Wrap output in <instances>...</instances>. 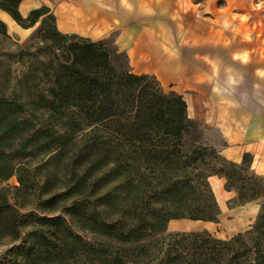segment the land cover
I'll return each mask as SVG.
<instances>
[{
	"label": "rangeland",
	"instance_id": "rangeland-1",
	"mask_svg": "<svg viewBox=\"0 0 264 264\" xmlns=\"http://www.w3.org/2000/svg\"><path fill=\"white\" fill-rule=\"evenodd\" d=\"M1 10L5 26L0 22V98L23 101L25 111L11 115L31 118L33 127L0 131L7 149L28 151L15 159L25 167L21 170L27 178L25 192L19 196L14 192L17 172L0 179V192L11 204L0 210V264H264L258 255L264 247V177L248 163L223 158L214 130L197 121L184 122L179 135L165 140L161 131L153 130L146 133L145 141H125L128 151L120 155L118 164L98 165L91 178H96L95 184L84 194L65 196L54 211L40 209L41 178H50L54 189L65 192L77 168L69 160L36 168L48 153L33 149L32 144L21 147V137L28 135L34 143V128L45 127L48 121L47 113L33 109L29 101L47 93L53 67L63 62L66 47L78 41L48 39L53 27L48 16L30 27H12ZM107 43L115 63L130 69L125 53L111 39ZM149 80L159 83L153 75ZM10 106L2 105L0 112L10 113L5 110ZM134 162L137 171L131 169ZM211 175L224 177L235 191L230 205H256L248 225L228 237L206 230H168L171 218L219 209L208 180ZM9 218L18 223L16 229L6 228Z\"/></svg>",
	"mask_w": 264,
	"mask_h": 264
},
{
	"label": "crops",
	"instance_id": "crops-1",
	"mask_svg": "<svg viewBox=\"0 0 264 264\" xmlns=\"http://www.w3.org/2000/svg\"><path fill=\"white\" fill-rule=\"evenodd\" d=\"M41 5L62 33L111 39L133 73L182 95L187 117L214 130L223 158L247 154L264 177V0H20L18 9L24 16ZM208 180L217 220L171 218L168 230L228 237L248 225L256 205H230L235 191L224 177Z\"/></svg>",
	"mask_w": 264,
	"mask_h": 264
},
{
	"label": "trees",
	"instance_id": "trees-1",
	"mask_svg": "<svg viewBox=\"0 0 264 264\" xmlns=\"http://www.w3.org/2000/svg\"><path fill=\"white\" fill-rule=\"evenodd\" d=\"M19 3L20 0H8V3L0 4V9L22 27H30L48 16L53 23L51 33L46 35L48 39L55 41L73 37L78 41L66 47V52L62 53L63 62L53 67L52 83L47 93L38 94L29 101L33 109L47 113L48 121L45 127L34 128V143L28 135L21 137V147L32 144L33 149L48 153V157L36 168L41 169L55 160H69L77 168L65 192L54 189L57 186L51 183L50 178H41L37 201L40 209L54 211L65 196L84 194L87 188L95 184L96 178H91L98 165L118 164L120 155L128 151L123 146L125 141L132 144L145 141L148 138L146 133L153 130L161 131L165 140L170 135H179L184 122H196L187 117L186 102L181 94L174 90L165 91L155 77L158 85L152 83L149 74H136L115 63L107 40L62 33L56 29L54 17L47 6L33 8L23 16L18 9ZM0 22L5 26L1 19ZM2 105H11L12 108L5 109L10 113L4 110L0 112V131H12L19 127L29 130L33 127L31 118L11 115L25 111L23 101L0 98V108ZM138 129L141 134L136 133ZM7 146L9 144L4 143L0 136V179L7 180L17 172L19 183L14 186V192L19 196L26 190L27 178L21 174L25 167L19 166L15 159L25 156L28 151H22V148L7 149ZM159 151L164 152L162 148ZM249 162L250 158L244 154L240 163ZM132 165L131 169L137 171L139 166H135V162ZM225 187L229 189L227 183ZM17 196L14 195V198L18 199ZM10 206L6 193L0 192V210ZM218 212L219 209L214 213L191 214L188 217L217 220ZM17 224L9 218L6 228L9 226L14 230ZM256 227L258 223L253 226L254 229ZM238 236L240 234L232 239ZM258 253L260 261H263L264 247Z\"/></svg>",
	"mask_w": 264,
	"mask_h": 264
}]
</instances>
